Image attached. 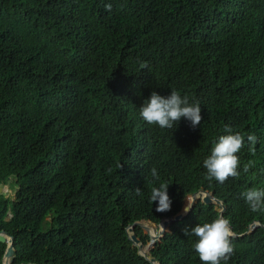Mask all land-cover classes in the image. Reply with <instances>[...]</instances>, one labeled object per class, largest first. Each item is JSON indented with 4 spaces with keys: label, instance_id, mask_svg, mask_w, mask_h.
Instances as JSON below:
<instances>
[{
    "label": "trees",
    "instance_id": "1",
    "mask_svg": "<svg viewBox=\"0 0 264 264\" xmlns=\"http://www.w3.org/2000/svg\"><path fill=\"white\" fill-rule=\"evenodd\" d=\"M171 89L199 102L200 125L143 121V99ZM225 126L245 144L239 177L219 183L202 162ZM0 160L17 190L0 205V228L23 263L146 264L125 227L157 223L199 188L225 202L234 233L264 224L241 195L264 189V0H0ZM153 167L156 184L169 183L168 211L149 201ZM217 213L198 200L151 253L202 264L184 230ZM232 243L227 264H264L261 227Z\"/></svg>",
    "mask_w": 264,
    "mask_h": 264
},
{
    "label": "clouds",
    "instance_id": "2",
    "mask_svg": "<svg viewBox=\"0 0 264 264\" xmlns=\"http://www.w3.org/2000/svg\"><path fill=\"white\" fill-rule=\"evenodd\" d=\"M104 7L107 11H111L112 5L106 3ZM147 67V62H141L140 68ZM138 109L139 116L143 121L161 129H173L181 118L188 120L193 128L200 125L202 121L199 102L190 101L188 96H182L175 89H171L167 96L152 91L147 98L143 99ZM225 130L227 134L220 135L213 141L210 154L202 162L206 169V178L209 181L215 180L224 183L229 177L237 178L240 175L238 171L240 160L237 153L244 147L245 135L233 132L228 126H225ZM246 139L251 146L256 143L257 138L254 134H247ZM250 150L254 149L250 148ZM247 170L245 167L244 171ZM150 172L153 178V187L150 190L149 201L151 204L156 202L157 212L168 211L171 205L167 194L169 183L160 182L157 185L156 182L160 181L157 169L153 167ZM11 179L13 178L11 177ZM135 192L138 196L143 195L140 189H136ZM241 195L252 212L264 211V189L248 188ZM189 208L190 206L185 207L184 212L189 211ZM230 224V220L223 215L221 209L210 221L197 223L190 230L187 228L184 230L186 236L196 237L192 248L202 264H221L222 261L227 264L234 253L232 243L234 233ZM161 229L164 230L162 225Z\"/></svg>",
    "mask_w": 264,
    "mask_h": 264
},
{
    "label": "water",
    "instance_id": "3",
    "mask_svg": "<svg viewBox=\"0 0 264 264\" xmlns=\"http://www.w3.org/2000/svg\"><path fill=\"white\" fill-rule=\"evenodd\" d=\"M4 166L6 167V165L0 160V167L4 168ZM5 174L8 178L7 180L6 179L3 180L0 178V205L4 204V198L7 197L3 189L5 186L9 187L8 180L11 179V177L7 175V172ZM16 191L17 190L15 188L12 192V197H14ZM198 200H200L202 203H205V204H214L218 212L221 209L223 210V214L225 212L226 205H225V202L221 198L216 197L214 195V192L211 190L199 188L198 190L186 196L179 211L174 212V213L163 214L157 223H153L148 220H135L125 227V233L128 239L130 240L131 245L135 247V253L138 256H140L146 264H160L157 258L151 253V249L154 247L156 243H159L161 241L162 236L164 235L165 232L168 231L169 226L173 222L182 220L185 216H187V214L195 206ZM188 206H190L189 211L185 213L184 208ZM161 225L164 230L161 229ZM136 226H139L142 229L143 233H145L148 236V241L146 243H144L136 235V232H135ZM148 226L152 227L153 233L148 229ZM258 227H261L262 229H264V224L258 220L252 221L248 225V228L245 232L241 234H236L233 232L234 237H237L243 234H249ZM4 240L6 242V246L3 250L2 264H13L9 262V257L11 255H15L14 247H13V236L9 234L6 230L0 228V241H4ZM147 243L149 247L147 251H145V246L147 245ZM0 250L2 249L0 248ZM16 258L18 259V261H16L14 264H34L32 262L23 263L19 257L16 256ZM19 261H21L22 263H20Z\"/></svg>",
    "mask_w": 264,
    "mask_h": 264
},
{
    "label": "rangeland",
    "instance_id": "4",
    "mask_svg": "<svg viewBox=\"0 0 264 264\" xmlns=\"http://www.w3.org/2000/svg\"><path fill=\"white\" fill-rule=\"evenodd\" d=\"M2 179V178H1ZM13 179H10L9 182H8V185H9V188L7 187L8 191L5 192V193H8L7 196H12V192L14 190V188H12V184H11V188H10V183ZM10 189V190H9Z\"/></svg>",
    "mask_w": 264,
    "mask_h": 264
},
{
    "label": "bare ground",
    "instance_id": "5",
    "mask_svg": "<svg viewBox=\"0 0 264 264\" xmlns=\"http://www.w3.org/2000/svg\"><path fill=\"white\" fill-rule=\"evenodd\" d=\"M149 230L153 233V230H152L151 228H149ZM4 241H5V240H4ZM0 242H2V241H0ZM147 249H148V246H145V251H147ZM9 262H11V263L14 264V255H11V256L9 257Z\"/></svg>",
    "mask_w": 264,
    "mask_h": 264
},
{
    "label": "built area",
    "instance_id": "6",
    "mask_svg": "<svg viewBox=\"0 0 264 264\" xmlns=\"http://www.w3.org/2000/svg\"><path fill=\"white\" fill-rule=\"evenodd\" d=\"M4 191L7 192V188H4Z\"/></svg>",
    "mask_w": 264,
    "mask_h": 264
}]
</instances>
